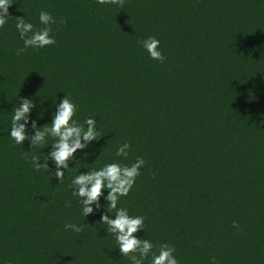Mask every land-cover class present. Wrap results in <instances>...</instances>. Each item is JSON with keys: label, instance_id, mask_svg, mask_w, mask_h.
<instances>
[{"label": "trees", "instance_id": "1", "mask_svg": "<svg viewBox=\"0 0 264 264\" xmlns=\"http://www.w3.org/2000/svg\"><path fill=\"white\" fill-rule=\"evenodd\" d=\"M41 11L54 20L55 43L20 52L17 21L39 31ZM8 13L0 27V264H133L136 254L122 256L100 223L103 206L80 214L71 181L138 157L145 164L118 207L144 217L136 235L154 252L167 244L178 264H264V0H12ZM150 37L163 61L144 49ZM65 95L80 123L97 120L100 138L77 152L60 182L52 148L17 145L9 130L20 98L36 103L31 138ZM124 143L127 159L116 156ZM39 155L48 170L32 166Z\"/></svg>", "mask_w": 264, "mask_h": 264}, {"label": "clouds", "instance_id": "2", "mask_svg": "<svg viewBox=\"0 0 264 264\" xmlns=\"http://www.w3.org/2000/svg\"><path fill=\"white\" fill-rule=\"evenodd\" d=\"M100 4H113L122 6L123 0H97ZM12 5V0H0V27L6 23L9 16L8 9ZM39 21L45 27L39 31L33 30V24L25 22L20 18L15 27L20 39L24 42L23 49L45 48L55 43L50 35V23H54L52 16L41 11ZM159 40L150 37L143 41V47L148 52L151 59L163 61L164 56L159 50ZM19 54V53H18ZM55 111L51 114V120L40 127L35 134L29 138L26 128L29 123L36 127V121L30 119L32 110L36 103L31 98H20V103L16 104L11 113V126L9 130L10 138L21 145L26 139H30L31 146L40 147L41 151L48 147L52 151L48 153L56 165L55 176L62 182L65 173L70 169L69 161L75 160L77 152L84 151L93 141L100 138L97 120L93 117L86 118L83 123L77 119L78 106L67 95L63 99L52 100ZM43 119V113L38 116ZM264 122V114L261 116ZM130 145L124 143L116 150V156L127 159ZM39 156H33L31 163L35 170H48L47 164H39ZM143 158H137L130 166H121L120 163H107L99 169L88 170L79 173L72 178L71 194L76 203L80 206V214L87 217L96 208L104 207L105 212L101 216L100 223L106 225V231L115 239L117 249L122 256L135 253L132 257L133 264H145V260L151 258L150 264H178L173 255L175 249L163 244L160 246L158 254L153 251L154 245L150 240L141 239L137 233L144 231V217L132 216L126 208L118 207L121 197H126L136 183V178L140 175V169L144 166ZM74 188V191L72 190ZM105 191L107 194L105 195ZM103 197L105 204H101ZM82 198V199H81ZM105 205L107 207H105ZM108 209L113 211L109 212ZM114 214V218H113ZM236 227V225H233ZM65 229H72L79 232L81 229L75 224H66ZM213 264H215L213 260Z\"/></svg>", "mask_w": 264, "mask_h": 264}]
</instances>
